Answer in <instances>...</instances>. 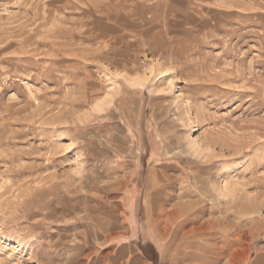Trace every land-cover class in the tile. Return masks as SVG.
Returning a JSON list of instances; mask_svg holds the SVG:
<instances>
[{
	"label": "rangeland",
	"instance_id": "obj_1",
	"mask_svg": "<svg viewBox=\"0 0 264 264\" xmlns=\"http://www.w3.org/2000/svg\"><path fill=\"white\" fill-rule=\"evenodd\" d=\"M0 264H264V0H0Z\"/></svg>",
	"mask_w": 264,
	"mask_h": 264
},
{
	"label": "bare ground",
	"instance_id": "obj_2",
	"mask_svg": "<svg viewBox=\"0 0 264 264\" xmlns=\"http://www.w3.org/2000/svg\"><path fill=\"white\" fill-rule=\"evenodd\" d=\"M129 80V82L131 83V85H133V86H135V87H141V86H143V83H142V81L141 80H139V79H132V78H129L128 79ZM169 84H172V82L170 81L169 82ZM107 103L106 102H102V103H100V104H98L97 106H96V111L97 112H101L103 109H104V106L106 105ZM191 145L193 146V148L197 151V152H199L200 150H202V148H203V145H202V143L200 142V141H198L197 139H193L192 141H191ZM228 189L227 188H221V192H224V191H227ZM200 204V203H199ZM181 205H182V208H180V204H178L177 206H176V208L177 209H175L174 211H173V214H174V217L175 218H180V217H182V216H184V215H186V214H191V211L193 210V208H194V203H181ZM165 207V206H164ZM196 209V208H195ZM162 213V212H161ZM195 217V216H194ZM189 218H190V216H189ZM183 220V219H182ZM193 220V219H192ZM171 222V221H170ZM175 223V222H174ZM173 226V225H172ZM184 229V228H183ZM181 231H183V230H181ZM179 235H180V233H179ZM178 235V236H179ZM165 236V235H164ZM253 236V235H252ZM178 239V238H177ZM254 239V238H253ZM253 239L251 240V242H253ZM173 243V242H172ZM251 244H250V246H249V249H248V252H247V257H249L250 255H251ZM253 251V250H252ZM260 256V259L259 260H257V261H262V255H259ZM258 259V258H257ZM244 260V259H243ZM255 263H257V262H255Z\"/></svg>",
	"mask_w": 264,
	"mask_h": 264
},
{
	"label": "trees",
	"instance_id": "obj_3",
	"mask_svg": "<svg viewBox=\"0 0 264 264\" xmlns=\"http://www.w3.org/2000/svg\"><path fill=\"white\" fill-rule=\"evenodd\" d=\"M151 246H153V245H151Z\"/></svg>",
	"mask_w": 264,
	"mask_h": 264
}]
</instances>
